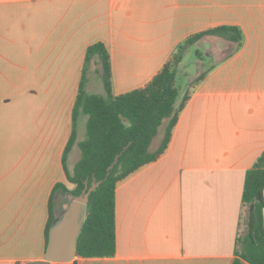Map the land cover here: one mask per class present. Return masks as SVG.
<instances>
[{
	"label": "crops",
	"instance_id": "obj_1",
	"mask_svg": "<svg viewBox=\"0 0 264 264\" xmlns=\"http://www.w3.org/2000/svg\"><path fill=\"white\" fill-rule=\"evenodd\" d=\"M220 26L236 27L239 45L206 36L188 48H199L197 66L207 69L178 89L176 105L188 99L164 153L116 184L115 254L70 264H231L246 231L245 174L264 153V0H0V264L44 260L51 190L73 188L61 159L86 49L105 47L116 97L145 86L190 36ZM98 70L93 58L85 90L104 96ZM180 77L186 71L176 85ZM12 101L13 113L28 108L18 145L4 137ZM86 120L79 114L70 171ZM61 194L53 227L63 220Z\"/></svg>",
	"mask_w": 264,
	"mask_h": 264
},
{
	"label": "trees",
	"instance_id": "obj_2",
	"mask_svg": "<svg viewBox=\"0 0 264 264\" xmlns=\"http://www.w3.org/2000/svg\"><path fill=\"white\" fill-rule=\"evenodd\" d=\"M206 36H214L237 46L241 40L240 31L232 26H220L190 36L177 47L171 58L145 86L116 97L110 94L109 55L105 47L96 43L86 49L83 73L71 113V135L61 159L66 181L73 188L68 190L59 183L51 190L44 228L45 250L55 222V196L62 193L71 203L81 195L85 183L88 188L98 183L85 205L74 256L108 258L115 254L116 184L141 167L156 161L164 153L178 114L188 99V93H185L176 105L179 94L176 85L177 67L185 51ZM195 54L198 56V52ZM93 58L98 59L97 73L102 80L104 96L89 94L85 90V73ZM202 78L203 75L198 76L193 84ZM79 114L87 117L85 138L77 144L80 156L70 171L66 159L75 142ZM164 122L163 137L157 148L151 151V143ZM263 192L264 153L245 174L241 203L247 210L246 231L237 239L235 258L231 264H264Z\"/></svg>",
	"mask_w": 264,
	"mask_h": 264
},
{
	"label": "rangeland",
	"instance_id": "obj_3",
	"mask_svg": "<svg viewBox=\"0 0 264 264\" xmlns=\"http://www.w3.org/2000/svg\"><path fill=\"white\" fill-rule=\"evenodd\" d=\"M218 48H221L220 45H218ZM199 49L197 47H192L190 49H188L186 51V57H185V61H184V67L183 68H179L177 67V72L179 71H186L187 73V77L186 78H183V77H180V79L178 80L177 82V88L180 90V93L183 94V92H185V89H187L188 85L190 83H192V81L195 79L196 75L202 73L203 71H205L207 69V66L205 65V63H203L202 61V65L199 64L197 66V64L199 63L197 59H201V57H199V55L196 57V54H195V51ZM199 53L201 55L204 56L205 60L209 59V52L207 51H199ZM227 53H229V49H225L224 48V51L221 52V55H219V57H224ZM210 60V59H209ZM213 61V59H211ZM208 63V62H206ZM179 70V71H178ZM25 101H32L33 98H28L27 99H24ZM9 110L7 112V117L9 119V122H8V130L6 129V122H5V126H4V137L7 136L8 134V137L10 140H14L16 141V145L19 144V141L22 142V136H21V132L18 131V129L16 128V126H22L23 125V121H22V118L23 117V113H26L28 108L25 107V112L23 111V113L21 112L22 110V107H21V103H20V106H19V113H13L12 112V108H13V101L11 102L10 106H9ZM19 119V122H17V120ZM26 123H29V120H28V114H27V120L26 122L24 123L26 128H27V133H28V139L26 141V145H27V148H26V152H28L31 148V146H33L34 148H32L31 150V153H33L34 149H35V132H34V129H32L33 127L30 125V129H29V125L26 124ZM165 125H166V122H164L160 128L158 129V132H157V135L155 136V138L153 139L152 143H151V146H150V150L151 151H154L157 146L159 145L162 137H163V132H164V128H165ZM30 130V131H29ZM29 142V144H28ZM60 155V153H58ZM79 157V151L78 149H76V151H72L71 154L69 155V160H68V166L70 168H72V166L74 165V163L76 162V160L78 159ZM58 204H61L62 203H65L67 205L68 203V200L66 198V196H64L63 194L59 195L58 196V200H57ZM71 203H68V208L67 209H63V207L60 208V213H59V220H62L64 219L68 213H69V206H70ZM84 213V211H83Z\"/></svg>",
	"mask_w": 264,
	"mask_h": 264
},
{
	"label": "water",
	"instance_id": "obj_4",
	"mask_svg": "<svg viewBox=\"0 0 264 264\" xmlns=\"http://www.w3.org/2000/svg\"><path fill=\"white\" fill-rule=\"evenodd\" d=\"M111 167L112 165L109 169ZM97 185L98 183H93L88 188L87 183H85L81 195L75 197L71 202L68 215L50 230L44 260L28 264H70L74 256L75 242L83 222V211L87 204L88 196Z\"/></svg>",
	"mask_w": 264,
	"mask_h": 264
}]
</instances>
